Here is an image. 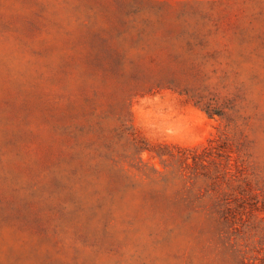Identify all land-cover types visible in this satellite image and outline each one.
Instances as JSON below:
<instances>
[{"label":"rangeland","instance_id":"rangeland-1","mask_svg":"<svg viewBox=\"0 0 264 264\" xmlns=\"http://www.w3.org/2000/svg\"><path fill=\"white\" fill-rule=\"evenodd\" d=\"M0 264H264V0H0Z\"/></svg>","mask_w":264,"mask_h":264}]
</instances>
